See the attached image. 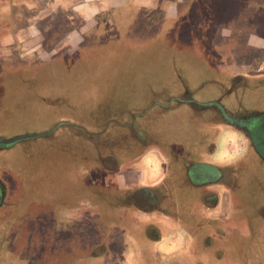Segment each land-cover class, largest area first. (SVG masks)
<instances>
[{"label":"crops","instance_id":"0c3cea01","mask_svg":"<svg viewBox=\"0 0 264 264\" xmlns=\"http://www.w3.org/2000/svg\"><path fill=\"white\" fill-rule=\"evenodd\" d=\"M238 1L233 0L232 4H228L237 9L234 13L237 14V29L241 28L239 23L243 11L246 15H250L254 10L264 12V0L258 3L253 0H240L239 2H243L247 7V11L239 6ZM196 2L197 0H0V61H4L3 56L6 54L3 48L16 46V51H19L17 47L22 42L29 39L36 41L38 37L41 40L45 39V33H40L45 29L62 31L58 35L57 44L69 47L68 51L59 52L58 56L65 60H71L76 55L88 57L92 55L94 46L98 45H105L107 58L111 49L110 42L120 40L121 33L114 32L113 29L120 30L122 20L126 22L128 18L133 19L132 17L138 15L136 12L140 10L159 12L162 20L177 19L180 14L185 16L189 3L191 5L193 3L192 14L196 12ZM229 12L231 14V11ZM52 15L60 18L54 21ZM101 17H105L106 20L100 21ZM127 25L128 22L125 23V26ZM256 26L257 32L254 34L251 31L246 32L244 39L248 48L261 50L264 49V23L259 22ZM54 39L55 37L50 40ZM45 55L47 60L52 57L48 51ZM216 69L225 78L220 85L223 93L216 97L214 95L219 90L210 92L209 95L203 92L208 96V101L213 100L218 104L217 107L222 109L215 100L234 96L237 98V104L231 103L230 106L238 120L252 114L257 116L253 137L255 148L249 153V158L241 159L239 165H236L238 179L241 178V181L249 184L247 189L251 195L253 194L252 199L248 200L243 194L230 202L224 196L223 206L229 209L230 216L226 214L225 219L221 221H211L202 217V212L206 210L204 202L208 191L202 188L200 183L207 174L204 167H196L200 165L197 163L203 159L207 163L224 167L232 165L243 152L241 136L228 130L221 120L201 122L202 112L188 110V107L185 109L183 106L175 108L170 121L168 120L169 133L164 130L163 135V131L157 127L159 115L154 114L156 115L154 119L152 116L144 119L150 107L127 111L125 106L130 101L128 93H124L123 98L117 100L115 91L107 89V92L101 94L95 102L97 103L95 108V103L92 104L93 107L88 106L91 110L94 108L96 113L91 114L87 122L95 125L105 113L113 116L115 120L123 116L132 119L131 124H127L129 126L124 125L128 132H121L124 142L129 144L126 150L129 155L124 159L105 157L100 177V181L101 179L104 181V187L103 190H97V195H93L91 189L86 190L87 192L74 199L72 208L65 211L64 215L59 214L61 203L55 207L51 205L52 219L48 220L47 225L49 230L41 235L47 239L53 238L52 244H48L53 253L42 251L41 256L34 257L37 246L32 241L41 235L32 233L29 242L28 231L25 235L21 234L27 238L14 246L16 243H12V239L16 237V233L8 240L6 230L14 225L13 220L21 216L16 215L15 218L11 209L4 213L0 211V222H4V225H0L1 239H5L0 242V264H3V254L9 246H13L16 254H10V258H6L11 262L18 260L21 264H264V108H262L264 102H257L261 107L255 108L256 105H252L255 102L251 101L254 100L252 96L256 92L252 95V90L249 91L251 94L247 95L249 101L242 100L243 93H239V89L242 92L244 89L241 87L242 71L236 68L235 62L217 65ZM230 77L239 79L235 83L238 96L235 91L230 93L227 89L231 82L228 80ZM85 91V88H80L81 93ZM181 92L187 96L177 99L181 105L185 103L188 105L190 102L198 106L207 105V100L199 104L194 102V92L189 88L186 87ZM157 95L152 94L149 98L154 99ZM87 96L88 94L83 95L78 100L82 109L81 116L84 114L82 106ZM215 115L219 117L218 113ZM239 123L244 125L245 122ZM62 125L71 124L60 123L54 128L58 129ZM212 129L224 132L217 140L212 141L210 136ZM163 141H168L175 147L168 156L161 149H165ZM210 142H214V147L208 148ZM181 148L184 150L180 151ZM100 158L101 155L99 161ZM170 165H173L175 172L178 170L182 172L185 169L189 175L192 174L193 185L190 186L192 194L189 197L180 195L178 204L180 208L191 211L193 215L176 214L174 217L168 207L174 206L175 202L169 199L163 201L157 211L148 213L143 208L152 207V203L141 205V202H134L130 198L132 188L154 187L159 183H165L164 175L170 174ZM0 186L3 189L1 209L7 194V187L1 179ZM171 187L169 183L167 189ZM235 189L236 185L232 190L233 194ZM223 192L226 193L227 189L224 188ZM160 209L162 212H159ZM22 210L25 212V209ZM26 214L28 213L25 212ZM41 237L45 240L43 236ZM18 247L31 253L30 260L25 259Z\"/></svg>","mask_w":264,"mask_h":264},{"label":"rangeland","instance_id":"374dc122","mask_svg":"<svg viewBox=\"0 0 264 264\" xmlns=\"http://www.w3.org/2000/svg\"><path fill=\"white\" fill-rule=\"evenodd\" d=\"M239 1V6L247 11L245 4ZM253 1L258 3L261 0ZM232 2L197 0L196 12L192 14L193 3H189L185 16L180 14L172 20H162L159 12L137 11L138 15L133 19L122 20L120 26L118 23L120 30L113 29L121 36L119 41L110 42L107 58L105 45L94 46L92 55L88 57L76 55L71 60H65L53 55L56 51H68L69 47L57 44L62 31L53 29V32H45L46 37L40 46L39 53L44 58L40 56L41 59H36L33 64L18 57L4 60L16 64L14 68L0 61L3 65V68L0 66V139L45 132L60 123L71 124L60 126L47 136L0 148V179L7 187L4 206L0 211L4 213L11 209L15 218L21 216L13 220L14 225L6 230L8 240L16 233L12 239V243H16L14 246L27 238L21 236L26 231L30 234L28 238L31 242L32 233L41 235L49 230L47 225L48 220L52 219L51 205L55 207L61 203L59 214L64 215L72 208L74 199L86 190L91 189L93 195L98 194L97 190H103L104 181H100V177L106 156L124 159L129 155L126 151L129 144L124 142L121 132H128L124 125L129 126L127 124H131L132 119L123 116L115 120L105 113L95 125L87 122L90 115L96 113L95 102L107 89L115 91L117 100L128 93L130 101L125 106L127 111L150 107L144 119L151 116L154 119V114L159 115L157 127L164 135V130L169 133V119L176 107L202 112L203 123L221 120L215 115L218 110L232 116L234 112L230 104H237V98L215 100L222 110L210 106L208 103L213 100L208 101V96L203 92L209 95L219 90L214 96L220 97L223 93L220 85L225 78L216 66L233 61L236 68L242 71L243 92L239 89V93H243L242 100L248 102L247 95L256 92L251 102H255L252 104L256 105L255 108L261 107L257 102H264V49L248 48L244 35L248 31L253 34L257 32L256 24L264 23V12L254 10L246 15L243 11L239 23L241 28L237 29V14H234L237 9L228 5ZM54 37V41L49 39ZM47 51L52 54L48 60L45 55ZM228 80L231 82L229 87L226 85L227 89L230 93L235 91L238 96L235 83L239 79L230 77ZM186 87L194 92V102L199 104L207 100V105L198 106L192 102L181 105L177 99L187 98L181 92ZM80 88L86 91L81 93ZM155 93L158 95L154 99L149 98ZM86 94L87 100L82 106L84 114L81 116L78 100ZM93 103L95 106L91 110L88 106ZM113 120L116 122L113 123ZM98 154L101 155L100 161ZM62 199L64 202H61ZM22 208L28 214L25 215ZM0 225H4V222L1 221ZM41 236L32 241L37 246L34 257L41 256L42 251L53 253L48 246L53 238ZM12 247L9 246L3 254V264H21L18 260L11 262L7 259L10 254H16ZM18 248L25 259L30 260L31 253Z\"/></svg>","mask_w":264,"mask_h":264},{"label":"flooded vegetation","instance_id":"af4514ba","mask_svg":"<svg viewBox=\"0 0 264 264\" xmlns=\"http://www.w3.org/2000/svg\"><path fill=\"white\" fill-rule=\"evenodd\" d=\"M52 16L51 18H55L53 19L54 21L60 18L55 15H52ZM49 31L51 30L45 29V30L40 31V33L41 32L49 33ZM43 40L39 39L38 37L36 41H33V39H29L25 42H22L17 47L19 51H16V46L15 47L13 46L11 48L10 47L3 48V50L6 51V54L3 56V58L5 60V59H14L18 57L21 60L23 59L29 60L33 64V61H37L36 59L40 60L41 57L44 58L42 54L39 53L40 46L42 45ZM54 55H58L57 51L54 53ZM4 63L7 66L9 65L10 68H14V66L16 65V64L15 65L9 64L5 61ZM209 104L210 106L212 105L213 107H217L218 105L215 102L213 103L210 102ZM216 113H218L219 117H221V121L223 122V125L227 126L228 130L233 131L237 133L239 136H241L243 140V144H242L243 152L242 154H240L241 157L239 156L238 159L236 158L234 163L228 167H224V166L213 164V163H207L205 160L201 159V157L198 156L201 159V162H198L197 164H200V165H197L196 167H199V168L204 167L203 169L206 171V174H207L200 183L201 187L206 188L208 191L205 197V202H204L206 210L205 212H202V217H206L210 219L211 221H215V220L221 221L225 219L226 214L227 216H230L229 215L230 211H228L229 209L227 208L225 209L223 206L224 196L230 202L233 200V198L238 197V196L241 197L243 196V194L244 196L247 197L248 200L252 199L253 194L251 195L250 190L247 189L249 187V184L246 181L245 182L241 181L240 180L241 178L238 179L236 165L237 166L239 165L241 159L249 158V153L255 148V141L253 137H255L254 127L257 121V116L255 117V115L253 114L245 116V119L243 120L241 119L238 120L237 115L235 113H233L232 116H226L219 110ZM242 121L245 122L244 125L239 123ZM223 132L224 130L212 129L210 131V136L213 139L212 141L217 140V138H219L221 133ZM212 147H214V142H210L208 148H212ZM182 148L179 150L183 151L184 149ZM161 149L168 156L169 155L168 153L173 152L175 150V147L171 145L168 141H166L165 149L164 148H161ZM167 168L169 169V166H167ZM170 170H171L170 174L164 175L165 183H159L158 185L154 187L153 186H141L137 188H132L131 189L132 193L130 194L131 200L137 203L141 202L142 203L141 205H143V203L146 205L149 203H152L153 204L152 207L148 209L147 207L143 208L145 212L147 211L149 213V212L157 211V209L159 208V205L163 201L169 199L170 201L173 200L175 202L174 206L168 207V209L171 210V213L173 214L174 217L176 214L186 215V216L193 215L191 211L189 210L187 211V209L183 207L180 208L179 207L180 204H178L179 203L178 198L180 197V195H185L189 197L192 194V190L190 189V186L193 185V181L191 179L192 174L189 175V173H187L188 170H185V169L182 172H179V170L175 172V170H173V165H170ZM169 183H171L172 187L171 189L168 190L167 186L169 185ZM235 185H236V189H235L236 191H235V194H233L232 190L234 189ZM224 188L227 189L226 193L223 192ZM1 196L3 197V189L0 186V199H1ZM159 212H162V209H160ZM197 215L200 216V214H197ZM1 234H2V231H0V242H2L3 240L5 241L4 238L1 239ZM6 245L8 246V242H6Z\"/></svg>","mask_w":264,"mask_h":264},{"label":"water","instance_id":"95a60500","mask_svg":"<svg viewBox=\"0 0 264 264\" xmlns=\"http://www.w3.org/2000/svg\"><path fill=\"white\" fill-rule=\"evenodd\" d=\"M55 129L56 128H53L51 130H48V131H45L42 133H31V134H25V135H21V136H15V137H12V138H9L6 140L0 139V148L7 147V146L12 145L14 143H17L19 141L46 136V135L52 133Z\"/></svg>","mask_w":264,"mask_h":264}]
</instances>
